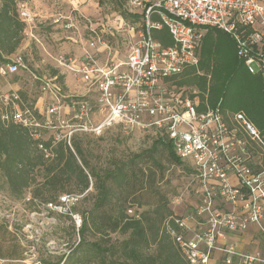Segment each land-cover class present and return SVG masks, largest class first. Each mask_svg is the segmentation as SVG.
Returning a JSON list of instances; mask_svg holds the SVG:
<instances>
[{
	"label": "built area",
	"instance_id": "1",
	"mask_svg": "<svg viewBox=\"0 0 264 264\" xmlns=\"http://www.w3.org/2000/svg\"><path fill=\"white\" fill-rule=\"evenodd\" d=\"M130 3L145 11L139 39L124 60L115 57L106 38L112 35L110 28L84 17L88 37L80 55L59 54L54 59L57 69L78 82L81 97L63 95L53 82L56 78L34 76L48 100L44 114L12 93L4 97L10 110L2 114V120L27 129L35 140L45 141L43 133L50 132L52 144L62 141L70 149L75 134L99 136L113 127L126 133L164 135L174 155L191 165L200 194L193 214L175 219L177 231L168 229L183 259L188 264H210L218 250L221 264H231L233 259L236 264H264L257 253H238L232 244L216 246L225 233H245L252 226L264 236V137L242 112H225L220 102L213 107L204 103L200 110L201 103L196 96L190 98L191 91L177 89L170 81L197 66L207 29L227 34L247 71L264 81V0ZM25 6L19 3L17 11L29 25L33 16ZM153 15L158 20H152ZM163 27L172 38L171 46L163 47L152 37L153 30ZM64 28L70 30L73 25L67 23ZM20 64L18 57L0 66V77L16 74ZM39 148L47 157V150ZM193 219L198 220L199 231L189 226ZM0 264L8 261L0 259Z\"/></svg>",
	"mask_w": 264,
	"mask_h": 264
},
{
	"label": "trees",
	"instance_id": "2",
	"mask_svg": "<svg viewBox=\"0 0 264 264\" xmlns=\"http://www.w3.org/2000/svg\"><path fill=\"white\" fill-rule=\"evenodd\" d=\"M22 1L0 0V66L15 61L11 56L25 28L17 13ZM151 33L163 47L173 44L165 27ZM170 81L177 89L189 88L190 98L199 99L200 110L204 103L213 107L220 102L225 112H242L264 137V81L247 71L227 34L207 29L197 66L186 68ZM154 138L149 149L112 169L101 174L91 169L85 172L88 163L77 143L70 149L62 141L52 144L51 138L35 140L27 129L4 122L0 114V177L12 197L21 199L30 190V202L53 205L62 194L86 196L89 187L95 191L90 211L82 216L78 243L57 264H188L168 232L169 228L178 230L175 219L179 217L158 185L163 178V158L175 165L185 162L174 155L164 135ZM39 145L47 150V157ZM144 192L152 200L145 204L149 208L130 215L131 207L141 205ZM90 231L99 235V240L87 241ZM114 234L119 237L113 239Z\"/></svg>",
	"mask_w": 264,
	"mask_h": 264
},
{
	"label": "rangeland",
	"instance_id": "3",
	"mask_svg": "<svg viewBox=\"0 0 264 264\" xmlns=\"http://www.w3.org/2000/svg\"><path fill=\"white\" fill-rule=\"evenodd\" d=\"M68 1L71 0L22 1L34 16L32 23H25L18 47L20 51L15 52V56L21 58L17 73L0 77V114L9 112V100L5 102L4 97H10L12 93L18 94L22 102L32 108L36 107L38 98L42 99L38 106L45 108L48 100L34 76L46 80L56 78L53 82L59 86L63 95L74 99L81 97L78 82L57 69L54 59L59 54L75 55V49L87 39L88 32L83 17L93 23H104L110 28L112 35L106 38L118 59L124 60L128 49L139 39L141 15L145 10L141 6L132 5V0H79V12L66 9L65 3ZM68 6L71 7L69 3ZM60 14L63 17L67 15L75 26L68 33L51 24L53 16ZM66 37L72 39L68 40ZM185 88L189 93V88ZM68 101L69 99L65 100ZM43 135L47 140L51 133L44 132ZM154 141L152 132L126 133L113 127L99 136L75 134L71 144L75 142L81 147L88 163L85 172L91 169L101 174L132 155L149 149ZM161 165L164 170L163 178L158 185L166 194L170 208L179 218L190 217L200 198L191 165H175L166 158L161 160ZM90 181L94 182L93 178H90ZM29 192L30 190L21 199L12 197L0 177V259L8 261V264H57L68 256L78 243L77 232L82 216L90 211L95 191L89 187L86 196L62 194L53 207L41 203L40 200L30 202ZM142 197L139 200L141 205L131 207L130 215L149 208L145 205L152 201L149 194L144 192ZM198 223L197 219H193L189 226L192 230L199 231L201 227ZM118 237V234L112 235L113 239ZM99 238V235L91 231L86 233L87 241H97Z\"/></svg>",
	"mask_w": 264,
	"mask_h": 264
},
{
	"label": "crops",
	"instance_id": "4",
	"mask_svg": "<svg viewBox=\"0 0 264 264\" xmlns=\"http://www.w3.org/2000/svg\"><path fill=\"white\" fill-rule=\"evenodd\" d=\"M80 1H82V0H80ZM84 1L85 0H83V2ZM68 3L71 5V7L68 6ZM68 3H65L66 9H70V10H72V12L73 11L79 12L77 9L79 0H71V1H68ZM55 21H58V22L55 23ZM67 23H71L73 25V28L75 27L74 24L72 23V21L70 20V18L67 17V15H66V17H63L61 14L56 15V16L54 15L53 19L51 20V24H55V26H59V28H62L65 33H68V31H71V29L67 30L64 28V25H66ZM24 34H26V33L24 32ZM66 39L71 40L72 38L66 37ZM75 50H76L75 55H80L81 45H78V48H76ZM17 51L19 52L20 50L17 49ZM66 54H68V53H66ZM69 54H74V53H69ZM15 55L16 54L12 55L11 58H15V60H16V58H18V56H15ZM54 62H55V60H54ZM54 65H55V63H54ZM11 75H13V74H11ZM41 100L42 99L38 98V100L36 102V107H34L35 111L38 114H44L45 108H46V105H45V108H40L38 106V104H41L40 103ZM260 239L263 242L260 241ZM231 244L235 246V249L238 253H243V254H256L257 253L258 255H260V257L264 258V236L254 226L250 227L245 233H241V234L225 233L223 236L219 237L216 241V246H218L220 248H225ZM222 258H223L222 253L219 252L218 250H216L212 254L210 264H221Z\"/></svg>",
	"mask_w": 264,
	"mask_h": 264
}]
</instances>
